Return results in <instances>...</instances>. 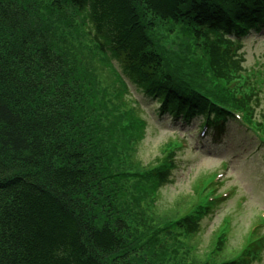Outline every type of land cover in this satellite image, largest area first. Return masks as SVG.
I'll list each match as a JSON object with an SVG mask.
<instances>
[{
  "label": "trees",
  "instance_id": "16d2710c",
  "mask_svg": "<svg viewBox=\"0 0 264 264\" xmlns=\"http://www.w3.org/2000/svg\"><path fill=\"white\" fill-rule=\"evenodd\" d=\"M263 27L264 0H0V264L258 259L250 239L221 261L224 234L198 256L207 182L182 214L158 210L180 143L137 158L147 122L127 79L160 115L244 113L264 144L250 112L264 80L240 43Z\"/></svg>",
  "mask_w": 264,
  "mask_h": 264
},
{
  "label": "rangeland",
  "instance_id": "374dc122",
  "mask_svg": "<svg viewBox=\"0 0 264 264\" xmlns=\"http://www.w3.org/2000/svg\"><path fill=\"white\" fill-rule=\"evenodd\" d=\"M167 27L170 34L173 26ZM177 33L175 27L172 36ZM243 45L246 67L264 71V30L249 34ZM129 84L133 95L142 101L141 114L148 122L146 137L140 143L137 158L144 164L155 162L161 157L162 148L171 139L187 144L177 154L173 182L162 189L158 210L162 214H168L167 216H175L169 212L180 209L183 210L182 214L195 202L193 192L196 184L200 182L201 185L203 179L211 174L221 175L217 194L228 192L231 196L224 198L225 201L214 214L202 221L201 233L196 237L198 256L205 255L210 247H215L217 230L226 218L231 220L230 233L222 258L235 256L259 215L264 214V149L257 150L256 139L232 124L227 127L228 133L221 138L220 144L212 145V139L198 141L195 129L203 121L202 117L197 116L193 125L187 128L184 123L176 124L168 117L161 118L156 114L159 104L149 101L141 93L138 94L131 81ZM262 98L264 99V92ZM257 264H264V254L262 261Z\"/></svg>",
  "mask_w": 264,
  "mask_h": 264
}]
</instances>
